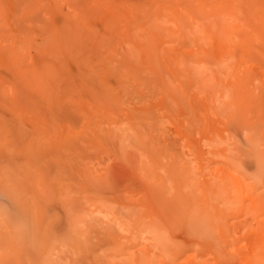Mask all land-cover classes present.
<instances>
[{
	"label": "rangeland",
	"instance_id": "rangeland-1",
	"mask_svg": "<svg viewBox=\"0 0 264 264\" xmlns=\"http://www.w3.org/2000/svg\"><path fill=\"white\" fill-rule=\"evenodd\" d=\"M183 2L188 10H195L199 1L0 0V264H80L81 259V264L84 259L127 262L121 253L131 247L130 234L122 231L121 224L131 215L132 223L138 194L141 201L146 199L144 182L134 169L137 150L129 146L134 139L124 142L118 130L132 129V121L142 123L144 135L157 136L156 131L147 132L161 118L164 130L149 148L189 160L195 168L201 166L196 155L207 153L208 147L205 134L187 122L191 105L174 104L165 97L166 81L179 83L169 75V65L194 66L204 60L193 55L199 42L176 27L196 23L186 21L190 16L181 7ZM209 10L195 15V20L206 21ZM143 18L144 27L158 21L178 30L167 34L157 28L156 46L148 47L166 53L156 60L162 68L161 78L156 77L158 87L136 82L138 75L151 80L156 75L138 72L136 66L127 68L132 59L124 57L125 51L135 50L139 39L130 30ZM69 20L71 54L58 58L50 47L56 32ZM236 39L237 45L222 47L233 51L238 61L248 60L243 66L255 71V85L261 86L264 49L259 46L264 41L248 47L242 35ZM207 51L215 56L217 47L211 45ZM180 54L179 60L171 58ZM46 67L71 76V103L25 101L37 96L32 90L35 84L40 86L35 82L36 71ZM187 82L189 88H196L190 76ZM175 88L180 90V86ZM215 94L216 88L208 91V97ZM229 112L225 116L232 121L227 133L245 148L241 126ZM17 248L27 249L25 258L17 255Z\"/></svg>",
	"mask_w": 264,
	"mask_h": 264
},
{
	"label": "bare ground",
	"instance_id": "bare-ground-1",
	"mask_svg": "<svg viewBox=\"0 0 264 264\" xmlns=\"http://www.w3.org/2000/svg\"><path fill=\"white\" fill-rule=\"evenodd\" d=\"M198 1L195 10H188L185 2L181 3L190 16L186 21L196 23L189 27L178 23L176 27L181 34L199 42L192 54L204 60L194 66L182 62L169 65V75H174L179 83L166 81L168 94L165 93V97L174 104L182 101L191 105L187 122L205 134L208 152L197 153L201 166L195 168L189 160L149 148L164 130L161 118L156 119L147 132L156 131L157 136L144 135L142 123L135 121L130 124L132 129L127 126L118 129L123 136L120 137L121 133L117 136L125 139L124 142L127 138L134 139L129 146L137 150L134 169L137 176L142 177L146 196L141 201L138 194L132 223L131 215L121 224L122 231L130 234L131 245L122 249L121 254L128 258L121 264H264V83L256 86L252 76L255 71L243 66L248 60L238 61L233 51L222 47L237 45L236 38L241 35L248 47L264 41V0ZM205 8L210 9L206 13L207 20H195V15L200 16ZM143 20L137 19V27L131 28L130 33L139 40L133 45L135 50L125 51L124 57L132 59L126 64L127 68L136 66L138 72L150 77L156 75L153 80L138 75L136 82L144 87L151 83L158 87L156 77L161 78L162 68L156 60L166 53L160 54L155 47H148L156 46L153 37L157 28L167 34L178 30L158 21H149L144 27ZM211 45L217 47L215 56L207 51ZM259 47L263 50V43ZM50 48L51 54L58 58L64 53L71 54V20L56 32ZM84 53L88 55L87 51ZM171 58L179 60L181 54ZM141 59L143 64L139 62ZM36 73L35 82L40 86L35 84L32 90L38 97L25 98V101L50 105L71 103V76L52 67ZM188 76L193 79L195 89L188 87ZM26 83L32 86L31 82ZM175 86H180V90ZM215 88L217 94L208 97V91ZM92 99L98 102L101 98ZM88 106L92 107L90 102ZM228 112L241 126L245 148L233 142L227 133V124L232 121L225 116ZM67 134L72 139L71 131ZM82 135L88 136V133L82 132ZM154 147L160 148L159 145ZM156 157L162 161H156ZM136 179H133L134 187ZM143 201L148 204H140ZM19 249H16L17 255L25 258L27 249ZM83 264L104 263L84 259Z\"/></svg>",
	"mask_w": 264,
	"mask_h": 264
}]
</instances>
